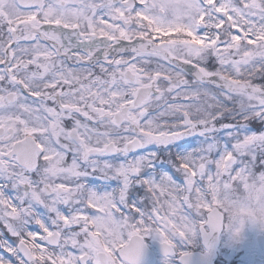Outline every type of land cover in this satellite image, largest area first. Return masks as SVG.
Returning a JSON list of instances; mask_svg holds the SVG:
<instances>
[{
  "label": "snow or ice",
  "instance_id": "obj_1",
  "mask_svg": "<svg viewBox=\"0 0 264 264\" xmlns=\"http://www.w3.org/2000/svg\"><path fill=\"white\" fill-rule=\"evenodd\" d=\"M246 222L264 0H0V264H193Z\"/></svg>",
  "mask_w": 264,
  "mask_h": 264
},
{
  "label": "flooded vegetation",
  "instance_id": "obj_2",
  "mask_svg": "<svg viewBox=\"0 0 264 264\" xmlns=\"http://www.w3.org/2000/svg\"><path fill=\"white\" fill-rule=\"evenodd\" d=\"M247 235L250 237L246 240L244 237ZM187 250L198 253L204 252L202 243L193 245ZM156 257L157 263L164 259L157 252ZM168 264H178V260H170ZM193 264H208V262L200 261ZM212 264H264V229L246 222L238 236H234L231 230H222Z\"/></svg>",
  "mask_w": 264,
  "mask_h": 264
},
{
  "label": "rangeland",
  "instance_id": "obj_3",
  "mask_svg": "<svg viewBox=\"0 0 264 264\" xmlns=\"http://www.w3.org/2000/svg\"><path fill=\"white\" fill-rule=\"evenodd\" d=\"M193 143H194V141H193ZM254 226H256V225H254ZM33 227H34V226H33ZM0 231H4V230L2 229V226H0ZM4 235H5V237L8 238L9 240H12V238H11L10 236L7 235L6 231H4ZM249 237H250V236L247 235V236H245L244 238L247 240V239H249ZM145 238L148 239V240H157V239L152 238L151 236H146ZM170 260H172V257L169 258L168 262H169ZM160 261H162L161 263H163V260H160ZM160 261H159L158 263H160ZM158 263H157V264H158ZM161 263H160V264H161ZM155 264H156V263H155Z\"/></svg>",
  "mask_w": 264,
  "mask_h": 264
},
{
  "label": "water",
  "instance_id": "obj_4",
  "mask_svg": "<svg viewBox=\"0 0 264 264\" xmlns=\"http://www.w3.org/2000/svg\"><path fill=\"white\" fill-rule=\"evenodd\" d=\"M145 253L143 252V254L142 255H144ZM146 255V254H145ZM139 262H142V259H140V261Z\"/></svg>",
  "mask_w": 264,
  "mask_h": 264
},
{
  "label": "bare ground",
  "instance_id": "obj_5",
  "mask_svg": "<svg viewBox=\"0 0 264 264\" xmlns=\"http://www.w3.org/2000/svg\"><path fill=\"white\" fill-rule=\"evenodd\" d=\"M221 244V243H220Z\"/></svg>",
  "mask_w": 264,
  "mask_h": 264
}]
</instances>
